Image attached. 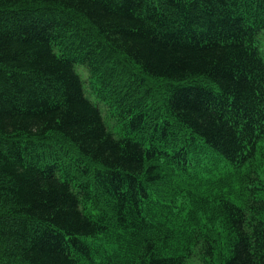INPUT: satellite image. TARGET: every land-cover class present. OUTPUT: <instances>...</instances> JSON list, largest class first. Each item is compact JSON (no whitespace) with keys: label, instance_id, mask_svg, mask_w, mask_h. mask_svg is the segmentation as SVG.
I'll list each match as a JSON object with an SVG mask.
<instances>
[{"label":"trees","instance_id":"obj_1","mask_svg":"<svg viewBox=\"0 0 264 264\" xmlns=\"http://www.w3.org/2000/svg\"><path fill=\"white\" fill-rule=\"evenodd\" d=\"M262 37L264 0H0V264H264Z\"/></svg>","mask_w":264,"mask_h":264},{"label":"rangeland","instance_id":"obj_2","mask_svg":"<svg viewBox=\"0 0 264 264\" xmlns=\"http://www.w3.org/2000/svg\"><path fill=\"white\" fill-rule=\"evenodd\" d=\"M259 39H260V41H259L260 50H261L262 55H263V57H264V37L259 38ZM76 69H77V71L80 73L82 79L84 80V82H85V86H86V89L89 91V86H88V84H87V80H86V74H85V72H84L83 70H81L82 68L79 67V66H77ZM91 101H92L93 103H95L97 106H100V107H101V105L98 103V99H96L95 97H94V98L92 97V98H91ZM102 105H103V104H102Z\"/></svg>","mask_w":264,"mask_h":264}]
</instances>
